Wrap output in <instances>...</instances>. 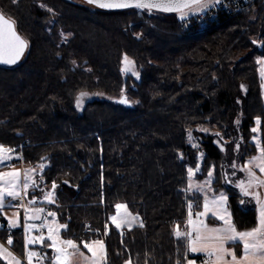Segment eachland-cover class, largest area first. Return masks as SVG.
Returning a JSON list of instances; mask_svg holds the SVG:
<instances>
[{
    "label": "trees",
    "instance_id": "16d2710c",
    "mask_svg": "<svg viewBox=\"0 0 264 264\" xmlns=\"http://www.w3.org/2000/svg\"><path fill=\"white\" fill-rule=\"evenodd\" d=\"M0 12L28 42L19 64L0 65V144L21 152L24 169L45 164L26 200L35 194V207L57 213L68 225L63 238L78 243L90 223L105 242L107 264H184L183 242L173 230L185 229L189 199L202 205V194L179 193L188 186L187 169L197 164L200 182L215 166L211 189L229 195L238 229L256 225L255 207L241 208L239 190L221 173L230 175L233 161L243 165L257 154L256 117L264 129L256 63L264 55V2L190 34L182 32L177 14L107 12L81 0H0ZM125 54L138 79L124 75ZM121 89L133 104L118 102ZM81 91L112 99H96L79 113ZM224 140L227 158L217 145ZM53 180L56 200L49 205L40 189L50 191ZM117 203L143 227L116 230L108 217ZM11 236L12 251L22 255V230ZM7 238L0 230V239ZM0 264L6 262L0 258Z\"/></svg>",
    "mask_w": 264,
    "mask_h": 264
},
{
    "label": "snow or ice",
    "instance_id": "6c2138e0",
    "mask_svg": "<svg viewBox=\"0 0 264 264\" xmlns=\"http://www.w3.org/2000/svg\"><path fill=\"white\" fill-rule=\"evenodd\" d=\"M90 5H95L101 9H135L139 12L147 11L152 13L153 10L164 13H176L178 18L187 23L190 17L203 13L209 7L223 6L222 0H87ZM41 7H46L41 5ZM48 11H52L51 8ZM252 43L256 45L258 42L253 40ZM28 47V42L23 39L15 30L14 23L6 20L0 14V63L15 64L23 56L25 49ZM259 47L264 48V42L259 44ZM73 63H75L73 61ZM125 67L122 71L132 70L134 61L130 60L125 54L123 57ZM256 63L260 66L259 74L262 81H264V55L256 58ZM132 75L139 78V73L132 70ZM243 87V85L241 86ZM264 88V84L261 85ZM121 89V96L118 102L121 104H128L130 101L123 94ZM89 94L81 91L76 98V106L81 107L84 103V98ZM257 127L251 129L252 133L259 131L261 125V118H255ZM207 133V128L199 129ZM219 137L220 134L216 133ZM189 140H193L192 131H188ZM252 142L255 145L257 155L252 156L244 162L243 165L238 166L235 161L231 164L233 169L231 175L235 176L236 171L244 173V179L232 181L227 172H222L221 176L226 184H234V187L239 190L238 203L243 208L247 202H255L256 225L250 229L239 230L233 220V213L230 211L229 195L225 191L217 192L211 189L213 181V165L208 173L207 179L203 183L194 184L192 178L196 172L200 171V164H197L195 169L189 167L188 186L185 192L192 193L193 197L198 194H203L202 205L197 202L193 203L192 199L188 202V213L185 222V230L181 231L180 226L176 225L173 234L178 241L183 242V260L184 264H264V196L258 191L264 189V143L257 135L252 136ZM192 146L198 147L193 143ZM239 149V144H236V150ZM223 150V149H222ZM14 149L5 147L0 144V167L6 166L7 162L14 159ZM203 156V153H201ZM16 159L22 157L16 156ZM42 160L44 158H41ZM223 167V166H221ZM45 168V164L41 163L39 169L41 173ZM259 170L260 175L256 170ZM36 169H10L8 171H0V214L4 215L7 220L8 230L15 229L20 226V209H23V232H24V248L25 258L27 264H34L39 261L48 259L46 254L32 250L29 246L40 245L52 250L51 264H73V257L79 255L83 264H107V250L104 240L94 239L89 241H81L83 248L90 253V256L80 250V245L74 239H65L61 235L62 230H66L68 225L61 224L56 221L57 213L47 211L43 207H35L38 197L35 194L29 196V189H37L39 184L37 182ZM39 179H44L41 174ZM64 183H68L65 181ZM58 185L55 180L52 181L51 190L43 192V201L48 204L55 203V190ZM208 191H212L209 196ZM246 198H249L246 200ZM6 200L9 202L6 203ZM18 201V203H12ZM5 207L16 208L17 211L12 216H7L4 213ZM194 207H202L201 211L193 212ZM51 217V219H49ZM211 217L216 221L221 222L219 226H210L208 218ZM137 215L130 212L126 204H115V214L110 215L108 220L115 227L116 230H123L127 227L129 230L133 227V222L137 220ZM40 221V223H36ZM143 227V223H140ZM4 225L0 224V228ZM46 230V235H45ZM39 232V235H34V232ZM99 231V230H96ZM109 232V225H104V235ZM13 239L9 235L7 244L12 245ZM239 244L242 248L241 254L238 255L235 246ZM232 245V247H229ZM179 251V249H178ZM190 254H195L193 258H189ZM204 259H200V256ZM0 258L7 261V264H22L21 259L16 257L12 252L0 244ZM125 264H131L126 261ZM176 264H181L178 259Z\"/></svg>",
    "mask_w": 264,
    "mask_h": 264
},
{
    "label": "built area",
    "instance_id": "2783aa9c",
    "mask_svg": "<svg viewBox=\"0 0 264 264\" xmlns=\"http://www.w3.org/2000/svg\"><path fill=\"white\" fill-rule=\"evenodd\" d=\"M261 2H264V0H222L223 6L209 7V9L205 10L203 13L197 14L194 17H190L187 23L181 21L179 18L178 20H179L181 30L185 34H190L192 30L195 28H197L198 31H204V30H207V28H210L212 26H217L220 23V20L222 17L230 18V16L232 15L241 14L242 12L249 10L257 3H261ZM18 153H21V152L18 151ZM193 212H196L195 208H193ZM0 224L4 225V227L0 228V230L6 232L8 236L13 234L15 229L8 230L6 219H3V220L0 219ZM83 233L86 236L78 242L80 247H83V244L81 243V241L102 239L100 232L96 231V229L90 223L86 224ZM37 235H39V232H37ZM32 250L41 252L42 254H47L49 251L47 247H42L40 245L35 246V248H33ZM193 256L194 255H190L191 258H193ZM20 259L22 261V264H27V261L25 258V251L20 256ZM200 259L202 260L204 259V257H200ZM44 262L45 260L43 261V264ZM34 264H40V262L34 260Z\"/></svg>",
    "mask_w": 264,
    "mask_h": 264
},
{
    "label": "crops",
    "instance_id": "0c3cea01",
    "mask_svg": "<svg viewBox=\"0 0 264 264\" xmlns=\"http://www.w3.org/2000/svg\"><path fill=\"white\" fill-rule=\"evenodd\" d=\"M259 68H260V66H259ZM263 84H264V81H263ZM262 92H263V95H264V88H262ZM256 135H257L258 137H260L262 143H264V129H263V130H260V129H259V131L257 132ZM256 155H257V154H256ZM13 156H14V159H13L11 162H7L6 166H4V167H0V171H8V170H10V169H12V168H14V169H21V170L24 169V167H23V165H22V159H16V158H15L16 156L22 157L21 153H18V151L15 150L14 153H13ZM256 171H257V174L260 175L259 170L257 169ZM239 172H240V171H239ZM241 173H242V172H241ZM242 174H243V175H241L242 177H240V179H244V178H245V177H244V173H242ZM238 180H239V179H238ZM200 183H202V182H200ZM233 185H234V184H233ZM258 191L261 193L262 196H264V189H259ZM179 193H180V194H186L185 190H181V191H179ZM207 194H208L209 196H211V195H212V191H208ZM202 195H203V194H202ZM246 199L248 200L249 198H246ZM55 200H56V198H55ZM8 202H9V201L6 200V203H8ZM44 202H46V201H44ZM12 203H18V201H12ZM46 203H47V202H46ZM47 204H48V203H47ZM53 204H55V203H53ZM49 205H52V204H49ZM251 205H253L254 207H256L254 201L247 202V204H246V206H249V207H250ZM43 208L46 209V212H47L48 210H50V208H46V207H43ZM201 210H202V209H201ZM201 210H200V211H201ZM16 211H17V209L14 208V207H13V208L5 207V209H4V213H5L7 216H9V217L12 216L13 213L16 212ZM19 211H20V226L17 227V228H15V229H20V230H22V232H23V209H20ZM50 211H51V210H50ZM2 216H3L4 219H6L4 215H2ZM49 219H51V217H49ZM56 221L59 223L57 216H56ZM136 222H137V223H135V221L133 222V227L140 226L141 220H138V221H136ZM206 222H208L210 226H219L220 223H221V222H219V221L214 220V219L211 218V217H209L208 220H207ZM36 223H40V221H36ZM133 227H132V228H133ZM124 229H128V228L125 227ZM184 230H185V229H184ZM62 231H63V230H62ZM62 231H61V233H62ZM118 231H119V232H122L123 230H118ZM37 232H38V231H37ZM37 232H34L33 234H34V235H37ZM45 233H46V230H45ZM45 235H46V234H45ZM23 236H24V232H23ZM0 244H3L5 248H7L10 252H12L16 257H18V258L20 259V256H21V255H18V254H16L14 251H12V249H11V245H8L7 242L2 241L1 239H0ZM36 246H37V245H36ZM29 247H30L31 249L35 248V246H31V245H30ZM229 247H232V245H229ZM80 249L85 250V253L89 254V253L87 252V250L84 249L83 247H80ZM49 250H50V258L47 260V262H46L45 264H51L52 250H51V249H49ZM235 250L237 251V253H238V255H239V254H241L242 248H241V246H240L239 244H237V245L235 246ZM24 251H25V248H24ZM239 251H240V252H239ZM190 255H195V254H190ZM200 257H203V256L201 255ZM5 262H6V261H5ZM6 264H7V262H6ZM131 264H132V263H131ZM198 264H199V263H198Z\"/></svg>",
    "mask_w": 264,
    "mask_h": 264
},
{
    "label": "rangeland",
    "instance_id": "374dc122",
    "mask_svg": "<svg viewBox=\"0 0 264 264\" xmlns=\"http://www.w3.org/2000/svg\"><path fill=\"white\" fill-rule=\"evenodd\" d=\"M128 57H129V56H128ZM129 59L133 61V59H131L130 57H129ZM122 64H123V67H122V69H123V68L125 67L123 61H122ZM132 70H134L135 72H137V69H136V66H135V62H134V67H133ZM132 70H129V71H123V72H124V75H132ZM132 76H133V75H132ZM134 77H135V76H134ZM135 78L138 79L137 77H135ZM87 93H88L89 95H88L87 97L84 98V103L82 104V106H81V107H77V106H76V109L78 110L79 113H82V112L84 111L85 106H86L89 102H92V101H94V100H96V99H112L110 96H108V95H104V94L89 93V92H87ZM129 104H133V101L130 100V103H129ZM75 105H76V103H75ZM228 143H229V141H225V140H224V143L217 141V145H218L219 149L222 151L223 155L226 156V158L228 157V152H226V151H227V150H226V146L228 145ZM235 148H236V147H235ZM222 149H223V150H222ZM231 149H232V148H231ZM232 150H233V149H232ZM234 151H235V150H234ZM203 158H204V155H203V156L200 155V162H202ZM236 164H237L238 166H241V164H239L238 162H236ZM36 171H40V169L37 168ZM232 171H233V169H232ZM232 171H231V173H232ZM197 173H199V172H196V173L194 174L193 178H192V181H193L194 184H196V183H200V181H198V180L195 179V175H196ZM36 174H37V173H36ZM241 175H243V174H242L241 172H239V170H237L235 176H232V175L230 174L229 177L231 178L232 181L235 182V181H237L238 179H240V177H242ZM205 180H206V179H205ZM205 180H202V183H203ZM137 217H138V218H137L136 221L141 220L139 216H137ZM136 221H135V223H137ZM80 250L85 254V256H90V255H91L90 253H89V254L85 253V250H83V249H80ZM1 259H2V258H1ZM72 259H73V264H83V260H82V258H81L79 255L74 256ZM2 260H3V261H6V260H4V259H2ZM6 262H7V261H6Z\"/></svg>",
    "mask_w": 264,
    "mask_h": 264
},
{
    "label": "water",
    "instance_id": "95a60500",
    "mask_svg": "<svg viewBox=\"0 0 264 264\" xmlns=\"http://www.w3.org/2000/svg\"><path fill=\"white\" fill-rule=\"evenodd\" d=\"M81 1L84 2V3H86L87 5H89V6H91V7H94V8H96V9H99V10H102V11H107V12H117V11L131 10V8H130V9H120V10L101 9V8L96 7L95 5H90V4H88V3H87V0H81ZM153 12L163 13V14H176V13H164V12H160V11H156V10H153ZM0 14H2V13L0 12ZM2 15L4 16V18H5L6 20H10V19L7 18L4 14H2ZM10 21H12V20H10ZM12 22H13V21H12ZM13 23H14V22H13ZM14 27H15V30L17 31L15 23H14ZM17 33H18V31H17ZM18 34H19V33H18ZM19 35H20V34H19ZM20 36H21V35H20ZM21 37H22V36H21ZM22 38H23V37H22ZM23 39H24V38H23ZM27 50H28V47L25 49L24 54H23V56L20 58V60H18L15 64H4V63H0V65H1V66H5V67H13V66L19 64V63L23 60L24 56L26 55Z\"/></svg>",
    "mask_w": 264,
    "mask_h": 264
}]
</instances>
